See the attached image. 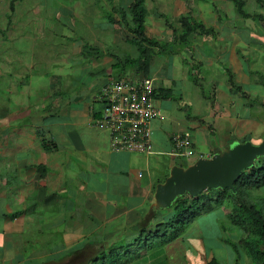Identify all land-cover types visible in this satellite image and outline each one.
Segmentation results:
<instances>
[{
  "label": "crops",
  "instance_id": "1",
  "mask_svg": "<svg viewBox=\"0 0 264 264\" xmlns=\"http://www.w3.org/2000/svg\"><path fill=\"white\" fill-rule=\"evenodd\" d=\"M184 2L175 1V16L156 10L148 24L149 11L147 37L172 42L174 30L183 33L179 20L191 11L183 9ZM16 9L9 5L3 16L8 13L11 18L4 23L6 29L0 28V264H85L86 256L91 260L101 250L109 252L117 242H132L143 223L154 230L174 216L170 208H157L154 197L159 180L174 165H191L234 143L264 139V78H253L264 70V36L252 32L248 39L244 24L222 17L221 10L217 9L214 23L204 22L214 28L213 36L195 33L184 47L156 48L146 71L134 65L113 73L117 58L140 56L135 45L129 44L127 50L114 48L128 45L133 37L125 26L110 23L98 12L107 24L95 27H103V33L110 30L112 39L92 31L90 40L88 30L82 28L71 50H63L67 46L62 43H50L47 52L43 45L42 50L31 48L38 53L18 47L19 58L12 59L6 43L17 41L23 36L16 33L30 31L33 25L31 20L14 25ZM35 20L41 21L35 31L54 32L52 24L49 30L42 26L49 24L48 19ZM247 27L249 32L256 30ZM57 51L62 56L55 58L52 52ZM257 62L259 70L255 69ZM44 65L40 72L38 68ZM228 71L241 91L232 86ZM205 72L226 74L221 83L217 78L212 81L211 101L192 79L195 76L204 82ZM143 76L154 81L159 95L155 105L160 116L150 125L156 154L150 156L114 149L109 131L98 123L102 88L111 79ZM192 88L194 101H207L205 114L169 118L162 112L163 108L171 110L175 93L190 104ZM243 92L259 102H251ZM185 133L192 139L195 155L181 161L169 154L173 136ZM185 233L162 248L141 250L131 264H212L216 260L240 264L243 259L241 247L235 248L227 238L202 233L195 240ZM243 236L238 231L235 243ZM226 246L236 261L225 253Z\"/></svg>",
  "mask_w": 264,
  "mask_h": 264
},
{
  "label": "trees",
  "instance_id": "2",
  "mask_svg": "<svg viewBox=\"0 0 264 264\" xmlns=\"http://www.w3.org/2000/svg\"><path fill=\"white\" fill-rule=\"evenodd\" d=\"M19 0H11L10 8L16 9ZM147 0H131L130 4H124L122 0L120 7L113 6V10L106 15L112 24L125 26L133 35L127 43L135 45L140 53L139 58L132 59L126 56L123 60L116 59L112 65V72H120L126 67L138 65L141 71H146L152 53L159 49L176 48L177 45L183 47L189 41V37L197 33L200 36H213L215 31L212 27H207L203 21L194 17L192 10L179 20L183 33L174 30L175 39L172 42H163L160 39L148 38L146 35V18L149 10L146 6ZM191 5L193 0H183ZM208 2V0H198ZM234 4L236 13L243 20H252L257 24H264V0H253L261 12L248 11L249 0H224ZM101 3V1H99ZM113 0H110V4ZM100 8H104L101 7ZM118 17L116 19V17ZM11 18V15L9 16ZM167 25L172 24L164 16ZM264 36V34H262ZM262 36V37H263ZM143 60V61H142ZM128 64V65H126ZM234 89L241 91V87L234 83V75L228 71ZM113 77V76H112ZM121 79V78H115ZM195 84L199 85L203 91L204 86L200 79L192 77ZM244 97L251 102L258 103L259 99L249 96L246 92ZM157 99L159 95L155 91L153 94ZM264 107V102H261ZM245 142V141H244ZM183 167H187L182 165ZM169 176L167 174L158 183H163ZM264 187V158L256 162L251 169L244 171L240 179L235 184L236 192L231 189L207 190L198 197L192 198L190 195L180 197L170 208L174 211V216L166 222L159 223L154 230H150L146 224L141 225L137 231L138 237L132 242L120 241L111 246L109 252L101 250L98 256L93 257L86 264H131L138 259L135 255L143 249L152 250L155 247H163L170 242L180 238L190 227V225L201 215L208 214L218 208L227 206V218L231 223L240 229L244 236L235 243H230L235 248H243L246 256L252 264H264V198L258 200L251 195L250 190ZM260 202V203H259ZM259 203V204H258ZM240 248V249H241ZM213 263L219 264V261ZM212 263V264H213Z\"/></svg>",
  "mask_w": 264,
  "mask_h": 264
},
{
  "label": "rangeland",
  "instance_id": "3",
  "mask_svg": "<svg viewBox=\"0 0 264 264\" xmlns=\"http://www.w3.org/2000/svg\"><path fill=\"white\" fill-rule=\"evenodd\" d=\"M10 1L11 0H0V15H1L0 17L1 27L0 28L6 29L4 26V23L6 19L9 18V15L7 13V15H5L4 17L3 13H5L6 10H9ZM99 1H101V3H99ZM175 1L176 0H147L146 6L150 11V15L152 14L151 16L149 15L147 19V23L149 24L151 17H155V15L153 14L155 13L156 10L161 11V12H168L167 14L169 16H171L172 12L174 14ZM121 3H122L121 0H114V2L111 4H110V0H19L16 3L17 9L15 13V15L18 14V16H16V19L14 20L13 24L14 25L17 24V22H19L20 20L21 21L31 20L33 22V25L31 24L30 31H28V29H25L23 33H16L23 37H21L17 41L10 40L9 42H7L5 46H8V47H6V49L10 51V54H11L10 56L12 57V59L19 58L18 57L19 55L15 52V50H17L18 47L23 48V49H28L30 53L32 52L38 53L35 49L33 50L31 48L42 50V48L40 47L43 45L44 47H46L45 51L47 52L48 51L47 48L51 47V45H49L50 43L52 44L62 43V45L67 46L66 48H62L63 50L64 49L71 50L73 48V40L77 38L82 28H85L86 31L88 30L87 32L90 36V40H92V37H93L92 31L100 36H106L112 39L111 37L112 33L110 30L107 33H103L102 32L103 27L101 26L95 27L96 24H100V25L107 24V22L104 23L106 21L105 19L103 18L99 19V17H102V16L98 17L97 13L99 12L100 15H108L109 12L113 13L112 6L115 5V6L120 7ZM97 5L99 7L101 6L104 8L99 9ZM182 7L183 9L185 8L191 9L193 15L195 14L194 17L197 16L196 18L198 20H202L203 23L205 22V24L207 25L212 24L214 23V21H216L215 13H218L219 10H221L222 17H226L231 20H234L235 21L234 23L238 21L237 24H240V23L244 24V26L243 25L242 26L244 27L245 36L248 39L250 35L252 34V32L258 34L259 37L260 36L262 37L263 36L262 34H264V24H257L252 20H243L236 13L234 4L228 1L208 0V2L206 3V2H202L198 0H193L191 5L190 4L187 5V3L184 2ZM63 10L65 12H63ZM247 10L251 12L253 11L261 12V10L258 8V6L255 4L253 0H249L248 5H247ZM68 11L71 13V16L69 15L70 13H66ZM37 15H40V16H37ZM173 16H175V14ZM36 17H39V18L41 17V19H48L49 24L43 23L42 26L45 25L47 27L46 30H49L51 28L50 24H52L54 32L51 35H49L48 32L41 33V32L35 31L37 28V25L41 24V21L35 20ZM86 23L91 24L92 28L88 29L87 27H85ZM247 26L256 27V30L249 32L248 31L249 29ZM14 31H15V27H14ZM71 33H72V36H71ZM155 38L161 39L158 36H156ZM127 46L129 48V43L128 45L125 44L123 46L114 45V48L116 50L117 49L119 50L120 47H123V49L127 50ZM52 53H53V56H55V58H58L56 57V55L58 54L62 56L58 51L52 52ZM21 55L24 56L22 53ZM51 61L53 60L51 59ZM69 62L71 63L72 59ZM74 62L75 64H77L76 61ZM52 63L53 62H51V64ZM249 64L250 65L253 64V61L249 62ZM44 69H45V65L40 66V68H38L40 72L44 71ZM52 69L53 68L51 67L50 70L52 72H55V70H52ZM255 69L257 70L260 69V65H258V62H257V65H255ZM263 72L261 74L259 72V74L253 78H255V80L260 81L261 77L264 78ZM209 74L205 72L206 80H204V82L202 81L201 84L204 86L205 95H207V97L209 98L208 100L211 101L212 97L210 94L212 92V88H213L212 84L214 82V79L217 78L216 81L218 83H221L223 80H226V74L222 73V75L220 74L216 75L215 72L214 73L210 72ZM188 86H190V83ZM246 89L248 90V88ZM190 93H191V95H189L190 100H191L190 104L187 100L182 101L181 99H179L180 97L179 94L175 93L174 98H172V102L170 103L171 110L163 108L162 112L169 118H183L184 116L190 115V114L194 116L198 112L200 114H205L206 111L208 110L207 101L206 100L204 101L203 99H202V102L201 100L194 101L193 100V93H194L193 88L190 90ZM198 149L200 151H203L201 145L198 146ZM164 159H167V157L166 158L164 157ZM194 159L196 158L194 157ZM182 165L187 166L188 164L183 162ZM157 172L159 174V171ZM250 192H251V195L255 199L258 198L259 201L260 199L264 198V187L260 189L250 190ZM227 209L228 208L225 205L224 207L218 208L211 213L203 214L199 216L190 225V227L185 233V236L190 237L191 239L194 238L195 240H198L197 236L199 234L201 236V234L203 233V235L205 236L214 235V236H218L221 240L224 238H227L230 241L236 242L237 240H239L238 231H241V230L235 227L231 223V221L228 220ZM217 215L220 217H223V219L221 218L217 219L216 218ZM224 216L226 217L224 218ZM226 247L228 250L226 252V249H225V253L230 254L231 256L230 260L236 261V255L235 254L232 255V253H234L233 250L229 246H226ZM241 249L242 251L241 250L240 251L244 254V256L240 264H252L251 260L246 256L245 250L243 248ZM84 259H85L84 261L85 264L90 261L88 260L90 259V257L88 256L84 257ZM224 263L228 264L229 262L226 260V262H223V264Z\"/></svg>",
  "mask_w": 264,
  "mask_h": 264
},
{
  "label": "built area",
  "instance_id": "4",
  "mask_svg": "<svg viewBox=\"0 0 264 264\" xmlns=\"http://www.w3.org/2000/svg\"><path fill=\"white\" fill-rule=\"evenodd\" d=\"M154 92V81L145 76L111 79L102 88L100 102L103 109L98 123L109 131L114 149L149 156L156 154L150 125L160 116V111L155 105ZM169 155L181 161L192 158L195 150L190 135H174L173 150Z\"/></svg>",
  "mask_w": 264,
  "mask_h": 264
},
{
  "label": "water",
  "instance_id": "5",
  "mask_svg": "<svg viewBox=\"0 0 264 264\" xmlns=\"http://www.w3.org/2000/svg\"><path fill=\"white\" fill-rule=\"evenodd\" d=\"M264 158V139L260 143L251 140L237 142L228 149L210 158L200 157L187 167L174 165L169 176L155 190V205L159 209L171 208L185 195L198 197L207 190L231 189L244 171L255 166Z\"/></svg>",
  "mask_w": 264,
  "mask_h": 264
},
{
  "label": "bare ground",
  "instance_id": "6",
  "mask_svg": "<svg viewBox=\"0 0 264 264\" xmlns=\"http://www.w3.org/2000/svg\"><path fill=\"white\" fill-rule=\"evenodd\" d=\"M151 58V57H150ZM143 61V60H142ZM148 65H149V63H148ZM163 79V78H162Z\"/></svg>",
  "mask_w": 264,
  "mask_h": 264
}]
</instances>
